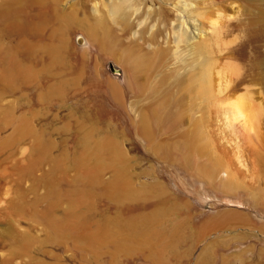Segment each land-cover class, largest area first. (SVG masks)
I'll list each match as a JSON object with an SVG mask.
<instances>
[{
	"label": "rangeland",
	"instance_id": "1",
	"mask_svg": "<svg viewBox=\"0 0 264 264\" xmlns=\"http://www.w3.org/2000/svg\"><path fill=\"white\" fill-rule=\"evenodd\" d=\"M176 1L150 5L171 19ZM198 1L204 26L242 3ZM94 2L0 0V264H264V147L246 143L237 121L240 172L221 102L247 90L223 86L236 78L230 37L210 39L207 91L203 57L192 73L165 76L179 61L169 50L136 73L148 80L124 91L125 106L108 80L125 86L134 74L121 56L130 35L105 46ZM158 29L169 43L154 42L173 46ZM245 84L254 109L263 85Z\"/></svg>",
	"mask_w": 264,
	"mask_h": 264
},
{
	"label": "bare ground",
	"instance_id": "2",
	"mask_svg": "<svg viewBox=\"0 0 264 264\" xmlns=\"http://www.w3.org/2000/svg\"><path fill=\"white\" fill-rule=\"evenodd\" d=\"M195 1L198 0H177L174 5L176 9L174 18L169 19L165 15L168 14L166 6L160 4L159 8H155L150 5V3L156 4L157 0H95L93 3L94 25L98 26L102 33L105 42L103 44H107L105 46H108V42L112 44L109 37L111 38L112 34L117 31H121L124 36L128 33L130 35L127 37L128 43L121 49V56L134 74H130L127 69L125 86L118 81H114V79L111 80V78L108 80L109 87L114 97L126 106L124 91L126 90V95H128L130 93L128 90L131 91L136 84L142 85V89L143 83L146 85L145 81L148 80L147 78H145V81L138 79L136 73L148 71L152 67L155 57L164 56L169 53V50H174L173 60L179 59V61L175 63L174 67L172 66L171 71L165 76L170 77V80L174 76L181 77L183 65L184 72L187 74L192 73L195 70L196 60L203 57L200 67L205 69L202 82L205 83L203 86L207 88V91L210 86L212 65L209 58L211 53L210 39L220 40L222 38L220 34H226L227 37H230L227 40V58L236 72V78L224 79L223 86L225 89H230V86L233 87V90L242 89L243 87L247 89L246 92L238 94L234 99H221V102L226 103L231 110L232 119L229 120L230 125L228 127H230L229 136L233 134L235 136L234 141H232L234 162L240 172L244 174L248 163L245 141L247 143L248 140L254 137L264 147V52L262 53L258 49V47L264 48V0H242L234 13L228 12L224 16L218 13L214 18L212 14H209L206 26L199 22L198 16H205L208 12L198 8ZM157 28H159L158 33L168 29L167 36L170 34L174 37L173 42H171L173 46L169 45V48H164L154 42L157 38L164 43H169L168 39H162L154 34ZM97 30H95V34L93 31L94 35H96V32L98 33ZM144 32H149L148 39L143 36ZM199 36H201L200 41L198 40ZM98 43L100 44V41ZM223 43H226V41H223ZM144 46L148 49L144 50L146 49ZM251 46H255L257 51ZM256 55H259V57ZM231 59H233L232 62ZM250 77L252 80H249ZM253 80L263 85V102L254 109H252L253 104L251 103L252 97L249 93V87L245 84ZM141 100L137 99L136 102H141ZM138 104L131 106H137ZM147 119L144 121L149 126L150 122ZM237 121L242 122L241 125ZM238 125L243 127L245 141L237 135L239 132ZM147 130H149L148 127ZM231 165L233 166L232 163ZM228 217H232L234 222L241 221L242 223L243 221L234 212H229ZM132 221V224H134L135 221Z\"/></svg>",
	"mask_w": 264,
	"mask_h": 264
},
{
	"label": "water",
	"instance_id": "3",
	"mask_svg": "<svg viewBox=\"0 0 264 264\" xmlns=\"http://www.w3.org/2000/svg\"><path fill=\"white\" fill-rule=\"evenodd\" d=\"M78 43H80V44L83 43V38H82V36H79V37H78Z\"/></svg>",
	"mask_w": 264,
	"mask_h": 264
}]
</instances>
